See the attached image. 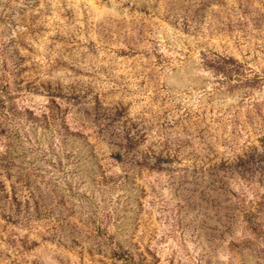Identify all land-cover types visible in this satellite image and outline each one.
<instances>
[{
	"label": "rangeland",
	"instance_id": "rangeland-1",
	"mask_svg": "<svg viewBox=\"0 0 264 264\" xmlns=\"http://www.w3.org/2000/svg\"><path fill=\"white\" fill-rule=\"evenodd\" d=\"M0 264H264V0H0Z\"/></svg>",
	"mask_w": 264,
	"mask_h": 264
}]
</instances>
